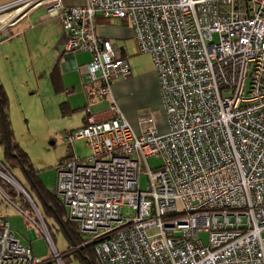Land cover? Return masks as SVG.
Instances as JSON below:
<instances>
[{
	"label": "built area",
	"instance_id": "built-area-1",
	"mask_svg": "<svg viewBox=\"0 0 264 264\" xmlns=\"http://www.w3.org/2000/svg\"><path fill=\"white\" fill-rule=\"evenodd\" d=\"M32 4L61 20L66 52L91 55L97 97L131 71L97 18L128 21L158 77L166 132L148 116L136 133L111 102L68 136L90 155L56 167L52 192L98 263L264 264V0H18L0 14ZM40 263L0 211V264Z\"/></svg>",
	"mask_w": 264,
	"mask_h": 264
},
{
	"label": "rangeland",
	"instance_id": "rangeland-1",
	"mask_svg": "<svg viewBox=\"0 0 264 264\" xmlns=\"http://www.w3.org/2000/svg\"><path fill=\"white\" fill-rule=\"evenodd\" d=\"M21 8L22 5L15 11L16 14ZM36 8H39V6ZM45 10L41 9L40 12L44 13ZM10 11V9H6L5 12L0 14V17H2V14L8 15ZM5 19L0 20V39L2 43L5 42L0 47V54L2 56L10 54V60L5 61L9 78L4 84V93L7 97L8 113H10L9 120L13 133V144L17 146V151L26 154L28 160L27 162H20L14 156L6 159L3 147L0 145V162L5 163L11 170L12 179L14 180L10 178L11 185H9L14 189L11 191L8 190V187L3 186L2 177H0V188L4 190L7 197V193H9L10 200H14L12 201L13 204H10L6 196L0 191V211L5 221L8 222L14 237L22 246L31 251L34 258L41 261L51 259L55 264H62L61 259L58 260V258L60 255L68 254L66 260L63 261L64 264H85L80 257V255L82 257L87 256L85 250L82 253H76V255L70 252L72 248L70 238L60 225V220H67L66 214L60 209L58 202L53 200L49 201L48 205L58 213L59 219L56 218V213L52 214L47 211L38 196L36 187H42L48 192L52 191L56 180V167L65 160V157L74 154L77 157L85 158L89 155V150L86 148L84 141L73 143L68 141L70 131L76 128L85 111L71 114L62 112V110L66 111V96H75V103L80 108L85 107L86 98L82 91L77 90L69 95L62 92L61 94H64L65 99L61 98L59 100V94L52 90L46 73L48 65L44 60V52L48 51V44L45 41L42 43V40H38L32 33L28 35L27 43H25L24 35L18 36L20 42L18 40L10 42L13 39L10 37L11 33L4 32V35L1 34ZM12 32L15 33L13 30ZM128 54L130 57L136 54L135 47L130 48ZM89 56L91 58L89 54L85 59L86 62ZM137 56L140 60H143V63H148L149 55L138 53ZM112 99L110 98V101L105 98L99 99L106 100V102H103L98 109L105 111L103 109L108 108L106 110H109L111 102H113ZM61 104L62 106H60ZM94 108L93 106L92 109L94 110ZM147 163L151 169H156L162 164V161L159 158L152 157L147 160ZM23 167L30 169V179L25 176ZM15 179L29 192L37 206L36 211L31 198L26 192L28 200L22 194L18 195L15 188V185H17ZM146 181L143 172L139 178L141 189H144ZM22 187L17 189L22 192L24 190ZM24 200L32 209L23 208ZM58 200L60 201V199ZM19 207L24 210L22 211ZM45 231L49 232L51 242L46 237ZM150 233L154 234L155 231ZM199 239L207 244L208 234L200 232ZM56 253L59 255L58 258L55 256ZM95 260L99 264L98 260Z\"/></svg>",
	"mask_w": 264,
	"mask_h": 264
},
{
	"label": "crops",
	"instance_id": "crops-1",
	"mask_svg": "<svg viewBox=\"0 0 264 264\" xmlns=\"http://www.w3.org/2000/svg\"><path fill=\"white\" fill-rule=\"evenodd\" d=\"M17 1L18 0L0 1V7L2 8L5 6H12ZM76 1L77 0H74V2ZM78 1L80 2V0ZM36 7L37 6L29 9L28 11L23 13V15H20L16 19H14L16 16V9L12 8L6 19L4 18L5 21L2 26V28L4 27V29L1 34L4 35V32H8L9 34L11 33L10 37L13 39L10 40V42H13L15 40H18L20 42V38L18 36L24 35L25 43H27V37L30 33H32L37 37L38 40H42V43L45 41L46 44H48V51L44 52V60L48 65L46 73L48 75V81L52 87V90L56 94H59V100L61 98L65 99L64 94H61L62 92H66V95L73 94L77 90L83 92L86 98V105L83 108H80L76 105L74 100L75 96H66V111L62 110V112L71 114L74 112H80L82 110L85 111L82 119H80V122L76 125V128L70 131V133L86 125V118L88 114L94 116V119L97 122L109 120L112 116L110 109L106 110L108 109L106 107V109H103L105 111L98 109V107L102 106L101 104L103 102H106V100H99L102 98H97L94 95L96 86L85 84L81 67L91 61L90 56L88 61H85L89 54L84 52H77L75 54L66 52L64 43V29L61 20L56 15L49 14L45 10V8H42L41 6H39V8ZM41 9H44L45 12H40ZM13 19L14 21H12ZM95 27L96 35L100 38L111 41L114 47L118 49L119 55L127 59V61L131 64V78L126 81L114 82L112 85L113 102L123 113L124 117L136 133H140V131H142L144 126L141 124V121L148 116L154 119L155 126L160 132H166L167 124L165 111L161 103L158 77L150 56H148V63H143V60H140L138 58L137 55L139 51L131 26L128 24V22L123 20L110 21L102 18H97L95 20ZM12 30L15 31V33L12 32ZM3 43L0 39V47L3 45ZM134 47L136 54H133L130 57V55L128 54L129 50L130 48ZM0 58V83L4 89V84L9 78L5 61L8 62L10 60V54H5L4 56L0 54ZM55 77L56 84L59 85L60 81L61 85L59 88H57V85H55V81H53ZM105 99H109L110 101V98ZM60 106H62V104ZM93 106L95 107V111L92 109ZM86 148L88 149L87 146ZM70 156L75 155L71 154ZM3 180L7 182L5 179ZM16 184L17 185H15V188L17 193L22 194L23 196H25V199L28 200V196L17 189L21 187L20 184ZM0 189L1 193L6 196L4 190L2 188ZM49 193L55 196L52 191H49ZM55 197L57 199H60L58 196ZM6 198L9 201L7 196ZM55 256L57 258L59 257L57 253L55 254ZM60 258L61 257H59L58 260H60Z\"/></svg>",
	"mask_w": 264,
	"mask_h": 264
},
{
	"label": "trees",
	"instance_id": "trees-1",
	"mask_svg": "<svg viewBox=\"0 0 264 264\" xmlns=\"http://www.w3.org/2000/svg\"><path fill=\"white\" fill-rule=\"evenodd\" d=\"M55 80H56V77H55V79H53V81H55ZM85 84L89 85L86 82V80H85ZM55 85H57V88H59L60 85H61L60 81H59V85L56 84V81H55ZM7 107H8L7 97H6V94L4 93V89H3L2 85L0 83V145L3 147L6 159H9L11 156L12 157L14 156L20 162H27L28 159H27L26 154L24 155V153H21L20 151H17V146L15 144H13V133H12V129H11V123H10V120H9V113H8ZM70 157H72V156H67L65 158V160H67ZM61 163H59V164H61ZM0 172L3 173V174H8L12 178L11 170L3 162H0ZM23 172H24L25 176L28 179H30V169L28 167L27 168L23 167ZM1 180H2L3 186L8 187V190H11V191L14 190L9 185V183L5 182L2 178H1ZM15 181H16V179H15ZM16 183H18V182L16 181ZM36 189L38 191V196H39L40 200L43 202V206L46 208L47 211H49L52 214L56 213V218L59 219V217L57 216L58 213L54 211L53 207L48 205V202L53 200L54 202H58V204L60 206V209L66 214V217H67V213H66L65 209L61 205V202L55 196L51 195L48 191H46L42 187L41 188L40 187H38V188L36 187ZM24 190L28 194V196L31 198V201L33 202V199L30 196L29 192L26 189H24ZM11 194H13V192H11ZM7 195H8V199H9L10 203L13 204L12 201H14V200H12V199L10 200L9 193H7ZM33 204L35 205L34 207L37 209L36 204L34 202H33ZM22 206H24L23 208H26V209L31 208L30 205L28 203H26V200H24V203H23ZM19 208L22 211L24 210L21 207H19ZM44 222H45V220H44ZM60 223H61L60 224L61 227L65 230V232L67 233V235L70 238L71 247H72L70 249V252L76 255V253H78V252L82 253V251L85 250L86 253H87L86 254L87 256L86 257H82L80 255V257L84 260V263L85 264H97L96 260H95L96 256H95V253H94V245H93V243L92 242L89 243L90 241H89L88 238L80 235L78 233V231H77V228L75 227V225L73 223H71V222H69L67 220L66 221H61L60 220ZM48 231H49V229H48ZM80 247H82V248H80ZM60 257H61L60 258L61 259V263L64 264L63 261L66 260V258L68 257V254L60 255ZM43 264H55V263L51 259H49V260L43 261Z\"/></svg>",
	"mask_w": 264,
	"mask_h": 264
},
{
	"label": "bare ground",
	"instance_id": "bare-ground-1",
	"mask_svg": "<svg viewBox=\"0 0 264 264\" xmlns=\"http://www.w3.org/2000/svg\"><path fill=\"white\" fill-rule=\"evenodd\" d=\"M7 16H8L7 14H2V17H0V20L3 19V18H5V17H7ZM123 21H126V20H123ZM126 22H128V21H126ZM128 24L131 26V28H132V30H133V34H134V29H133L132 25H131L130 23H128ZM134 35H135V34H134ZM113 46H114V45H113ZM131 75H132V73H131V71H130V77H131ZM130 77H129V78H130ZM129 78H128V79H129ZM18 195H20V194H18ZM18 197H19V196H18ZM18 197H17V198H18ZM67 221H69L68 218H67ZM48 239H49V241L51 242V238H50V234H49V232H48ZM40 264H43V261H41Z\"/></svg>",
	"mask_w": 264,
	"mask_h": 264
},
{
	"label": "water",
	"instance_id": "water-1",
	"mask_svg": "<svg viewBox=\"0 0 264 264\" xmlns=\"http://www.w3.org/2000/svg\"><path fill=\"white\" fill-rule=\"evenodd\" d=\"M35 5H36V4H32V5L28 6V7H26L24 10H21V11L19 12V14H17V15L15 16L14 19H16L17 17H19L20 15H23V13H25V12L28 11L29 9L35 7ZM14 19H13L12 21H14ZM22 193H24V194L26 195V193H25L24 190H22Z\"/></svg>",
	"mask_w": 264,
	"mask_h": 264
}]
</instances>
